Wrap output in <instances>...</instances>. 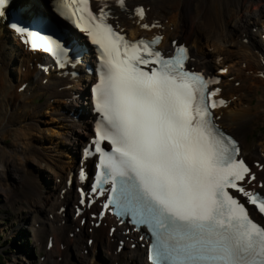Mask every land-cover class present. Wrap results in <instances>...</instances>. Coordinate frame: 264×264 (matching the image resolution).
Wrapping results in <instances>:
<instances>
[{"label":"bare ground","instance_id":"obj_1","mask_svg":"<svg viewBox=\"0 0 264 264\" xmlns=\"http://www.w3.org/2000/svg\"><path fill=\"white\" fill-rule=\"evenodd\" d=\"M54 2L27 0L28 22L11 20L5 14L0 17V151L11 152L26 167L29 161L34 163L25 173L21 194L30 203L29 225L38 243L44 244L43 230L53 231L47 241L53 251L49 264H64L61 257H55L63 252L60 243L72 241V232L79 227L75 234L91 236L90 244L79 248L88 264H152L147 229L118 215L105 201L106 194L91 189V172L98 157L93 145L97 112L93 111L91 89L97 76L91 70L99 49L82 36L80 59L63 61L56 49H33L25 32L12 27L22 26L34 36L33 42L38 41L39 34L31 29V8L53 13ZM136 8L144 9L143 19L136 15ZM109 15L132 38L162 35L159 48L165 54L187 45L193 68L221 73L225 67L222 73L233 72L219 84L217 97L227 103L216 108L215 118L240 138V154L251 164L242 186L264 195V141H248L251 122L264 110V0H127L124 6L115 5ZM69 30L76 34L73 25ZM255 86L259 102L254 109L253 96L248 95ZM41 96L44 100L36 102ZM42 114H48L59 127L43 128ZM9 136L14 139L12 146L2 145ZM91 149L93 156H87ZM5 160L0 169L7 167ZM0 175L7 176L3 171ZM43 175L49 184L42 181ZM248 205L255 210V205ZM42 210L48 211L46 216ZM255 215L261 214L255 211ZM14 255L16 261L25 260L21 250Z\"/></svg>","mask_w":264,"mask_h":264},{"label":"snow or ice","instance_id":"obj_2","mask_svg":"<svg viewBox=\"0 0 264 264\" xmlns=\"http://www.w3.org/2000/svg\"><path fill=\"white\" fill-rule=\"evenodd\" d=\"M8 3L0 0V17ZM119 3L124 6L125 0ZM79 5L72 15L80 13L76 23L101 50L94 94L102 120L93 141L100 177L107 169L114 192L120 178L126 210L151 227L155 264H264V227L229 189L262 215L264 195L242 186L250 169L237 159V142L213 121L210 109L227 103L212 99L219 89L209 91V85L217 81L185 70L186 47L165 58L155 49L162 37L129 42L107 23L106 13L93 14L89 0ZM135 13L143 19V8ZM149 64L157 66L140 67ZM105 141L110 152L101 146Z\"/></svg>","mask_w":264,"mask_h":264},{"label":"rangeland","instance_id":"obj_3","mask_svg":"<svg viewBox=\"0 0 264 264\" xmlns=\"http://www.w3.org/2000/svg\"><path fill=\"white\" fill-rule=\"evenodd\" d=\"M231 72L228 74L230 75ZM257 86L250 90L249 97H254V106L258 108L257 104L258 93ZM41 98H38L40 100ZM43 99V97H42ZM51 110V108H46ZM45 121H40L42 127L56 126L58 122L53 121L48 114H42ZM253 131L250 132L248 141H264L262 134H264V110L260 114L259 118L253 120ZM32 132L39 134L38 130L32 128ZM13 137L9 136L5 140L1 141L2 145L12 146ZM15 146V145H14ZM5 158V163L7 167L0 169V173L3 171L7 176L0 175V264H46L47 258L49 259V264L52 261V249L48 246V237L51 239L53 237L52 230H43L40 234L45 238L44 244L38 243L35 236L32 235L33 229L30 227L29 214H30V203L25 200L24 195L21 194L22 183H24V176L28 168L33 167V161H29L26 165H23L18 158H12L11 152L5 153L3 150L0 151V163L2 159ZM71 160V159H70ZM42 181L45 184H49L45 180V175L42 177ZM46 210H42L41 214L43 216L47 215ZM22 221V223H21ZM24 225L22 229H18V226ZM80 228V227H79ZM72 232L73 239L70 242L62 241L60 243L63 248L62 254H57L55 257H61L64 264H88L86 262V254L79 251L84 244H89L90 234H75L79 231ZM16 231V233H15ZM52 231L50 234L49 232ZM3 242V243H2ZM21 250L25 254V260H15L16 256L14 252ZM21 254H17L20 256Z\"/></svg>","mask_w":264,"mask_h":264}]
</instances>
